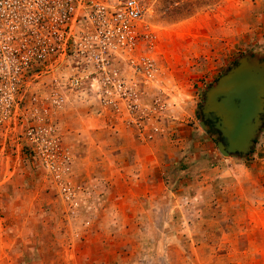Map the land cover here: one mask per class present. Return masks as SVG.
I'll return each mask as SVG.
<instances>
[{
  "label": "rangeland",
  "instance_id": "374dc122",
  "mask_svg": "<svg viewBox=\"0 0 264 264\" xmlns=\"http://www.w3.org/2000/svg\"><path fill=\"white\" fill-rule=\"evenodd\" d=\"M89 30L0 50V264H264V113L243 156L200 115L264 61V0H145L102 64Z\"/></svg>",
  "mask_w": 264,
  "mask_h": 264
},
{
  "label": "built area",
  "instance_id": "2783aa9c",
  "mask_svg": "<svg viewBox=\"0 0 264 264\" xmlns=\"http://www.w3.org/2000/svg\"><path fill=\"white\" fill-rule=\"evenodd\" d=\"M144 2L114 0L103 6L88 0H0V50H9L8 42L14 38L21 44L17 49L28 42L39 57L54 56L64 51L76 24L87 25L86 40L95 61L102 64L103 54L130 47Z\"/></svg>",
  "mask_w": 264,
  "mask_h": 264
},
{
  "label": "water",
  "instance_id": "95a60500",
  "mask_svg": "<svg viewBox=\"0 0 264 264\" xmlns=\"http://www.w3.org/2000/svg\"><path fill=\"white\" fill-rule=\"evenodd\" d=\"M203 96L201 119L218 133L219 154L248 153L264 113V61L239 58Z\"/></svg>",
  "mask_w": 264,
  "mask_h": 264
}]
</instances>
